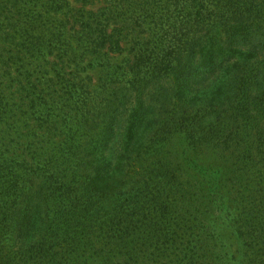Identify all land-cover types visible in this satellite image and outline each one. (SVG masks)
<instances>
[{
	"label": "trees",
	"instance_id": "obj_1",
	"mask_svg": "<svg viewBox=\"0 0 264 264\" xmlns=\"http://www.w3.org/2000/svg\"><path fill=\"white\" fill-rule=\"evenodd\" d=\"M102 1L73 0L83 15L59 41L98 85L14 69L1 48L0 264H139L159 243L183 256L189 188L242 247L224 263L264 264V0H107L97 21ZM6 19L0 33L16 22L46 61L37 19Z\"/></svg>",
	"mask_w": 264,
	"mask_h": 264
},
{
	"label": "rangeland",
	"instance_id": "obj_2",
	"mask_svg": "<svg viewBox=\"0 0 264 264\" xmlns=\"http://www.w3.org/2000/svg\"><path fill=\"white\" fill-rule=\"evenodd\" d=\"M69 1L72 7L80 8L79 12L69 11L68 5L66 4ZM106 1L103 0L101 4L94 7L98 16L97 21L104 20L107 17V15L101 16L104 11L100 9L108 6ZM7 3H10V5H6L5 0H0V22H6L8 24L6 18L13 20L18 15L22 16L25 20L29 18L28 21L30 22L37 19L38 26L43 31L46 41H48V46L45 48L47 60L40 63L35 62V59H33L30 53V47L22 40V34L25 35V32L18 27L16 22H13L12 27L14 26V29L12 32L9 29H3V32L0 33V59L2 58V48L3 55L10 61L14 69H19L21 66L27 69H36L37 73L42 71L46 77L60 75L62 80H68L70 83L75 78L77 79L74 81H83L78 77L90 76L89 79L93 80V84L98 85L103 74H100L99 70L93 71V69L89 68L90 66L82 65L77 68L75 66V60L71 56H67V53L69 55L71 54V49L62 45V42H59L61 39H64L63 36L65 35L62 27L66 23H74L76 19L82 17L84 12L82 4H76L73 0H10ZM89 17L90 14H86V20ZM72 43L73 47H77L76 42L73 41ZM133 46L134 43L128 44L129 49ZM25 50L26 52L21 56L18 55V53H22ZM123 60L122 57H119L116 62L122 63ZM16 64L19 65L17 66ZM59 67H69V69L60 70L58 69ZM17 73V71L14 72L15 77ZM15 82H17L16 78ZM81 84L83 85V82ZM2 88H5L4 100L8 109H13L16 105L21 104V93L16 88H13L11 83H4ZM179 138V135H176V141L178 143ZM256 179L257 177L255 175H250L246 177L245 182L250 183ZM195 187L197 188L196 185ZM193 189L189 188L185 193V199L188 201V205L195 206L197 209V211H194V209L192 211L187 210L185 215L186 219L191 221L188 223V226L190 223H193L191 225L192 228H190V233L194 237V240L190 241L191 245H186L188 249L185 251V255H180V245L171 246L169 244L161 245L159 243L155 246L153 245L151 250L142 256L139 264H225V259H241L242 247L228 224L223 220H218L214 217L211 218L207 203L202 199L200 192ZM207 220L212 221V225L214 226L212 232L214 231L219 237L216 238L217 240L211 239L210 234L212 232L209 231ZM186 231L187 229H179L177 233L179 242L185 238ZM164 252L167 254L164 255Z\"/></svg>",
	"mask_w": 264,
	"mask_h": 264
}]
</instances>
